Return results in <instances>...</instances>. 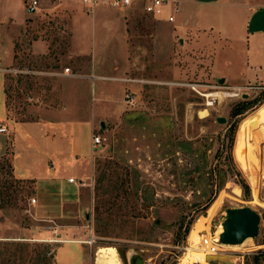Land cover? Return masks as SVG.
<instances>
[{
  "label": "rangeland",
  "instance_id": "374dc122",
  "mask_svg": "<svg viewBox=\"0 0 264 264\" xmlns=\"http://www.w3.org/2000/svg\"><path fill=\"white\" fill-rule=\"evenodd\" d=\"M164 1L158 18H142L134 2L124 7L125 49L94 66L74 46L92 40L91 13L98 4L89 11L81 4L84 20L73 34L67 17L42 4L21 25L5 20L7 13L22 16V1L0 0V125L6 127L0 132V264H93L100 245L117 247L123 264L133 253L144 264H179L186 252L183 262L198 264L190 253L204 250L188 236L203 216L198 236L208 243L209 264H254L258 251L264 264V140L257 139L255 166L238 151L239 123L264 105V2ZM168 13L172 21L162 18ZM203 26H212L213 34L195 41L191 30ZM101 64L118 77L107 82L111 100L97 107L92 130L86 121L75 137L88 150L93 132L102 142L92 148L90 141L86 159L58 152L70 148L71 138L51 142L57 131L42 135V129L81 119L100 103L94 99L99 79L87 72ZM87 78L93 85L89 80L86 103ZM242 101L251 106L234 115ZM201 109L206 115H199ZM257 129L250 126V132ZM231 137L247 197L234 177H225L219 191L210 178L228 168ZM45 162L54 166L52 181L37 184L24 173L25 166L41 170ZM239 206L258 212L257 235L211 252L225 210Z\"/></svg>",
  "mask_w": 264,
  "mask_h": 264
},
{
  "label": "crops",
  "instance_id": "0c3cea01",
  "mask_svg": "<svg viewBox=\"0 0 264 264\" xmlns=\"http://www.w3.org/2000/svg\"><path fill=\"white\" fill-rule=\"evenodd\" d=\"M22 1V7L24 10V13L22 14V16L20 18H14L16 17L11 16L10 13L6 14V17L4 18L5 20H8L11 22V20L13 21V23H19L20 25L23 22V16H29L31 17L32 13L34 12H29L27 10L26 7V2L28 0H21ZM57 1V2H56ZM183 1V0H181ZM135 4L133 6L135 7H139L141 6L142 8V16L148 14L144 11L143 8V2L140 0H135L133 1ZM258 2H264V0H258ZM57 3V4H55ZM44 5L46 8H44L45 10H49V11H53V13L56 16H61V17H67V19L69 20V24L72 25V31L74 34V28L75 26L78 24H80L81 20H84L82 17L85 16V14L83 13L82 9L83 7L81 6V2L77 1V0H40V5ZM39 5V6H40ZM66 6H72L71 9H69L68 11H65V7ZM131 6V7H133ZM59 8V9H57ZM84 10V9H83ZM124 11V7H111L110 5L101 2L100 4H98L93 12L91 13L92 16L94 15L95 18L93 21H91V25L93 26L92 30V40H90V42H88V45L85 46H81V44H79L78 46H74L77 50L76 55L77 56H83V55H88L90 56L91 62L94 64H99L101 59L104 58V61H109L111 62L112 57H117L119 55L122 54V49H123V45H124V49H125V41L128 38V29H127V25L128 23H126V19L123 15ZM171 13H168L166 15H164L162 18H164L165 20H167L168 15H170ZM155 18H158L156 16H153ZM142 18H145L144 16ZM168 21V20H167ZM127 29V30H126ZM213 27H200V28H196L194 30H191V33L193 35V38L195 39V41H200V40H209L211 34H213ZM175 31V30H174ZM180 34V33H179ZM74 36V35H73ZM121 43H123L121 45ZM42 52H45L44 49H42ZM125 53V52H124ZM123 53V54H124ZM81 54V55H80ZM117 61V59H115ZM252 61V59H251ZM248 61V62H251ZM8 62H12V57L9 59ZM90 63V62H89ZM112 65V64H111ZM70 69V68H69ZM99 71H95V69H89L87 74L92 73L91 75H93L95 78L93 79V81L95 79H99L98 84L96 85V91H95V96L94 99L97 100L98 102H100L97 106H95L90 112L89 114H83V118L78 119V120H73V121H69V122H65L62 123L61 125H57L56 127H50L45 126L43 127L42 131V135H45L47 132H49L48 129H52L57 131V138L54 141L51 142H55L56 140H58V142H62L64 137H70L71 138V143H70V148L66 149V152L63 151L64 148H58V152H62V153H68L70 152V154L72 156H74L75 158H79V159H86L89 157L90 155V141H91V136H90V140H89V150L86 149L85 147H81L78 142L77 139L75 137L76 132L79 130V128L81 127V125L86 122L89 121V127L90 130H92V120L97 117V114L100 113L99 108L100 105L102 104V102H104V100H111V97L109 96V94H111V85L109 83H107L109 80L111 79H118V77H113V73L114 71L112 70H105L103 68V65L101 64L100 67L98 68ZM122 79V78H121ZM90 81H92L91 79H89ZM88 78L84 79L82 81L83 86H84V96L86 98V103L88 102L87 100L89 99V94H88V82H89ZM264 80V79H262ZM93 81L91 82L93 85ZM0 90H2V102L4 105V111H5V93L3 91V86H2V80H0ZM65 117V116H64ZM68 115H66L65 118L63 119H67ZM27 126V124H25ZM24 125V126H25ZM32 126V125H31ZM63 154V155H65ZM42 169H38L37 167H31L29 168L28 166H25V172L22 170V172L26 173L27 177L29 178H34L36 179V183L40 184L43 182H48V181H52L51 178H49V169H54V166H47L46 162L45 164H42ZM59 166L60 168H62L63 163L62 161L59 162ZM49 167V168H48ZM38 173V174H37ZM40 173V174H39ZM42 175L43 179H39L38 177ZM53 175V174H52ZM20 176V175H19ZM21 177V176H20ZM71 177V176H69ZM68 177V178H69ZM67 178V179H68ZM68 182V180H67Z\"/></svg>",
  "mask_w": 264,
  "mask_h": 264
},
{
  "label": "bare ground",
  "instance_id": "6f19581e",
  "mask_svg": "<svg viewBox=\"0 0 264 264\" xmlns=\"http://www.w3.org/2000/svg\"><path fill=\"white\" fill-rule=\"evenodd\" d=\"M208 104H211V103L208 102ZM206 113H207L206 109L199 110L200 116H204V115H206ZM251 114L249 116H246L245 118H243L241 120V122L239 123V126H238V132H239L238 151H240L242 154H246V156L250 159L252 164H254V166H255L258 163L257 139L264 140V105H262L257 110H255L252 115ZM256 125H258V129L255 130V132H250V126H256ZM220 201L221 200H219V197H218L215 204H217V203L219 204ZM210 215H207V216H210ZM205 219H207V217H205V216L200 217L194 223V226L190 230V233L188 236V241L193 242L194 247H199V248L204 250L203 252L197 253V255H193L192 253H190V255L194 258V260L198 264H209V262L206 259V256H205L206 260L204 259V255L207 253L205 251V249L208 247V243L205 242L204 240H200V237L198 236V234H199L198 231L201 229L200 225H202L201 223L203 222L202 220H205ZM223 220H224V217H223L222 221L218 224L217 230L215 231V234H216L215 236H216L217 241L219 239V234L222 231ZM250 239H251V237H247L243 242H241L239 244L222 243L221 245L226 246V247H228V246L239 247V246L246 244ZM116 248L117 247H114L113 245L97 246V248L95 250L93 264H123L120 257H119V254H118V251ZM188 254H189V252H186L184 255H182V257L179 259V264H186L184 262H187V261H184V259L189 260V257L187 256ZM187 264H189V263H187Z\"/></svg>",
  "mask_w": 264,
  "mask_h": 264
},
{
  "label": "water",
  "instance_id": "95a60500",
  "mask_svg": "<svg viewBox=\"0 0 264 264\" xmlns=\"http://www.w3.org/2000/svg\"><path fill=\"white\" fill-rule=\"evenodd\" d=\"M220 82H223V78ZM217 121L223 123L225 119L217 117ZM101 125H103L102 122ZM259 221L258 212L249 206L227 208L222 222V231L219 234V243L239 244L247 237H255L258 233ZM128 264H144V259L139 253H133L128 257Z\"/></svg>",
  "mask_w": 264,
  "mask_h": 264
},
{
  "label": "built area",
  "instance_id": "2783aa9c",
  "mask_svg": "<svg viewBox=\"0 0 264 264\" xmlns=\"http://www.w3.org/2000/svg\"><path fill=\"white\" fill-rule=\"evenodd\" d=\"M80 1L86 8L87 11L92 10L97 4L104 2L111 7H126L133 3L135 0H77ZM165 4L164 0H145L143 3L144 11L148 14H151L153 16L160 15L162 13L163 6ZM40 5V0H28L26 2L27 10L30 12L36 11ZM168 21L173 20V15H168L167 17ZM63 74H70V69L66 67L63 70ZM6 131V127L4 125H0V132L3 133ZM102 142V136L98 133H92V139H91V146L92 148L97 147ZM69 182H73L74 178L69 177L67 179ZM31 202H35V198H31ZM219 241L216 240V237H213L211 240V245L209 247L211 252H215L217 249V245H219Z\"/></svg>",
  "mask_w": 264,
  "mask_h": 264
},
{
  "label": "trees",
  "instance_id": "16d2710c",
  "mask_svg": "<svg viewBox=\"0 0 264 264\" xmlns=\"http://www.w3.org/2000/svg\"><path fill=\"white\" fill-rule=\"evenodd\" d=\"M250 106H251V104L248 101H242L239 104V108L236 109L233 113H234V115L240 114V113L244 112L246 109H248ZM231 129H232V132L234 133V131L236 129V123L232 124ZM232 145H233V137H231V144L229 145L228 158H229L230 164H229L228 168L226 170L220 169V170H218L217 173H211L210 178L212 179V182L214 183L216 191H219L225 182V179H224L225 177H227V176L234 177L235 181L237 182V184L241 187L242 191L244 192V195L247 197L249 195V187H248V184L245 181V179L242 178L241 172L236 167V164H235L234 159H233L232 154H231ZM239 165L242 169H244L241 164H239ZM252 168L253 167L250 166V170ZM207 205H209V202L206 203L205 209H206ZM258 255H259V251L255 252L252 255V257L254 259V264H261L260 263V257Z\"/></svg>",
  "mask_w": 264,
  "mask_h": 264
}]
</instances>
